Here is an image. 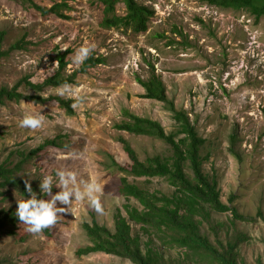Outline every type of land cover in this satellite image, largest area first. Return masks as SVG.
Returning <instances> with one entry per match:
<instances>
[{"label": "rangeland", "instance_id": "rangeland-1", "mask_svg": "<svg viewBox=\"0 0 264 264\" xmlns=\"http://www.w3.org/2000/svg\"><path fill=\"white\" fill-rule=\"evenodd\" d=\"M55 1L69 4L62 9L68 18L36 7L49 8ZM138 2L154 11L143 32L102 26L101 0H0L2 49L9 51L0 58V88H12L25 76L43 82L57 70L53 52L69 48L65 73H77L68 84L74 97H81L74 113L55 99L0 103V163L14 167L27 156L16 174L36 187L38 197L43 195L39 175L69 167L102 186L103 207L101 215L86 200L74 201L72 212L58 213L55 224L40 234L25 231L20 223L7 226L0 230V264H135L115 254H80L78 249L91 244L84 224L96 221L114 230L118 210L126 215L124 205L139 206L119 190L124 173L113 163L130 164L119 138H125L141 160L172 155L164 140L115 126L128 109L158 120L167 133L177 130L166 103L143 96L146 90L139 78L147 80L153 74L163 79L170 99L188 112L205 138L204 168L219 182L222 200L256 216V221L247 222L235 219L231 211L212 212L210 220L203 218L201 232L214 243L240 239L239 264H264V216L258 214L264 213V16L256 19L247 10L221 8L206 0ZM116 8L123 14L124 2ZM18 43L20 47H13ZM84 44L94 45L89 56L104 61L82 72V64L72 63L71 55ZM58 87H46L41 94L60 96ZM19 91L35 93L24 85ZM25 110L42 114L44 126L19 127L17 121ZM52 155L56 160L49 159ZM129 179L151 191L174 190L163 177L130 175ZM58 190L53 186V193ZM0 192V210L16 211L21 192L10 187ZM132 232L139 236L143 250L157 252L165 264H216L188 257L186 249L172 245L169 236L141 225L132 223Z\"/></svg>", "mask_w": 264, "mask_h": 264}, {"label": "trees", "instance_id": "trees-1", "mask_svg": "<svg viewBox=\"0 0 264 264\" xmlns=\"http://www.w3.org/2000/svg\"><path fill=\"white\" fill-rule=\"evenodd\" d=\"M104 4V17L102 26L107 28H126L137 32L146 31L148 21L154 11L147 5H142L138 0H101ZM124 2L125 12L117 13L116 5ZM212 5L221 8H235L247 10L259 19L264 16V0H206ZM66 1H55L51 7L36 6L46 13H54L57 16L68 18L62 12L68 7ZM4 32L0 31V58L9 51L2 49ZM20 47L16 44L13 47ZM71 49L53 52L58 67L54 74L48 76L43 82H33L30 76L20 79L12 88H0V103L6 100L28 99L35 102H45L50 99L58 101L59 105L68 113H74L73 104L75 99H66L62 96H44L41 92L46 87H57L75 80L76 72L67 75L66 68L70 63L68 54ZM102 57L89 56L81 66L80 71L85 72L89 66L102 63ZM139 82L145 88L144 97L157 99L166 103L169 110L173 112V118L177 124L175 132L167 133L163 124L158 120L140 116L128 109L123 110L125 116L116 123V128L137 135H148L164 140L171 145L172 155H152L141 160L132 145L123 137L119 140L123 143L125 151L130 157L129 166H123L114 162V167L124 173L121 177L119 190L126 198H133L139 206L124 205L126 215L121 210L115 214V229L98 222L86 223L84 227L91 241L85 247L78 249V253L102 251L130 259L135 264H165L157 252L152 249L143 250L140 238L132 232V223L141 225L144 230H154L158 234L169 236L172 245H178L186 249L188 257L198 256L216 264H239L237 241L223 243L218 240L214 243L210 237L201 232L203 218L210 220L212 212L231 211L235 219L247 222L256 221V216L242 213L238 207L225 203L221 198L219 182L211 176L204 168L205 156L202 147L205 138L202 137L191 121L185 109L178 108L170 99L167 87L163 79L155 74L147 80L139 78ZM24 85L35 90L34 94H25L19 91ZM55 143L54 140L49 141ZM17 162L14 167L7 163H0V191L3 188H15L25 196L29 193L25 190L24 181L16 174L21 168L22 161ZM191 170L189 173L187 170ZM135 178L163 177L174 188L171 194L162 191H151L132 182L129 176ZM32 186V185H31ZM36 192V187L32 186ZM1 193V192H0ZM39 198V197H38ZM15 210H0V230L9 225H18L20 222L15 215ZM259 215L264 216L262 211ZM48 231V228L44 229Z\"/></svg>", "mask_w": 264, "mask_h": 264}, {"label": "clouds", "instance_id": "clouds-1", "mask_svg": "<svg viewBox=\"0 0 264 264\" xmlns=\"http://www.w3.org/2000/svg\"><path fill=\"white\" fill-rule=\"evenodd\" d=\"M93 48L94 45L84 44L75 49L71 55L72 63L82 64L89 57ZM57 94L65 98L75 99L74 108L81 100L79 96L74 97V89L67 83L58 87ZM17 122L21 128L35 130L44 126L45 118L39 112L25 110ZM49 159L54 161L56 156L52 155ZM39 177L40 193L48 198H43V195L38 198L30 181L26 179L24 181L25 190L29 196L25 198L21 193V198L17 199L15 215L20 224L25 226V231L31 234H40L44 229L55 224L58 213H64L68 210L72 212L74 201L86 200L93 210L98 214H103V207L99 199L102 186L97 181L81 178L76 171L66 166L55 167L51 173H45ZM53 186L59 190L53 193Z\"/></svg>", "mask_w": 264, "mask_h": 264}]
</instances>
